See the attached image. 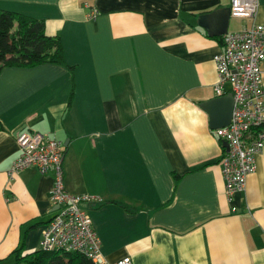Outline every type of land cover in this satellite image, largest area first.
Listing matches in <instances>:
<instances>
[{"label":"crops","instance_id":"obj_1","mask_svg":"<svg viewBox=\"0 0 264 264\" xmlns=\"http://www.w3.org/2000/svg\"><path fill=\"white\" fill-rule=\"evenodd\" d=\"M227 7L230 0H0V10L43 19L75 66L70 106L66 67L0 70V262L12 263L21 245L37 250L57 208L53 170L7 175L15 136L29 130L66 143V191L101 199L82 206L103 264H264V147L244 191L227 197L224 142L201 106L230 93L214 90L223 35L264 19V0L251 19L224 21Z\"/></svg>","mask_w":264,"mask_h":264},{"label":"built area","instance_id":"obj_2","mask_svg":"<svg viewBox=\"0 0 264 264\" xmlns=\"http://www.w3.org/2000/svg\"><path fill=\"white\" fill-rule=\"evenodd\" d=\"M257 8L258 0H230V13L234 18L251 19ZM95 16L96 11L90 12V18ZM221 44L222 48L212 58L217 72L215 91L220 94L224 85H228L234 105L229 124L212 132L229 146L220 157V164L225 194L231 197L244 191L247 175L255 170V156L264 147V19L228 32L223 35ZM15 140L18 153L7 171L8 177L29 167L36 168L41 174L54 172L50 200L57 208L42 230L40 248L74 251L92 264L105 263L91 217L82 206L101 199L66 191L62 141L29 130L18 132ZM128 262L126 257L109 264Z\"/></svg>","mask_w":264,"mask_h":264},{"label":"trees","instance_id":"obj_3","mask_svg":"<svg viewBox=\"0 0 264 264\" xmlns=\"http://www.w3.org/2000/svg\"><path fill=\"white\" fill-rule=\"evenodd\" d=\"M43 63L66 67L71 83L67 100L70 106L75 91V66L66 63L60 37L46 34L43 19L0 10V70L5 66L32 67ZM173 177L176 183L179 175ZM10 255H13L12 264H92L78 252L37 249L24 253L22 245Z\"/></svg>","mask_w":264,"mask_h":264},{"label":"water","instance_id":"obj_4","mask_svg":"<svg viewBox=\"0 0 264 264\" xmlns=\"http://www.w3.org/2000/svg\"><path fill=\"white\" fill-rule=\"evenodd\" d=\"M224 11H219L224 15V21L226 18H229L231 15L230 7L223 9ZM207 15L203 16V18H207ZM201 106L208 111L210 114V118L213 124L214 129L218 127H223L229 124L232 116L233 110V99L232 94L224 96H216L208 101H205L201 104ZM213 129V130H214ZM66 145V143H64ZM223 147L228 150V143L224 142Z\"/></svg>","mask_w":264,"mask_h":264},{"label":"bare ground","instance_id":"obj_5","mask_svg":"<svg viewBox=\"0 0 264 264\" xmlns=\"http://www.w3.org/2000/svg\"><path fill=\"white\" fill-rule=\"evenodd\" d=\"M90 12H92V11H90ZM90 12H89V14H90ZM89 14H88V17H89ZM90 18V17H89ZM240 30V29H239ZM235 31H237V30H235ZM231 32H233V31H231ZM228 33V32H227ZM227 33H225V34H227ZM224 34V35H225ZM217 82V81H216ZM215 85H216V83H215ZM215 85H214V90H215ZM225 87H226V85H224V87H223V90H222V92L220 93V94H217L216 93V91H215V93H216V95H221V94H223V92H224V90H225ZM229 92L231 93V91H230V88H229ZM232 94V93H231ZM232 99H233V95H232ZM233 105H234V102H233ZM224 127V126H223ZM218 128H221V127H218ZM217 129V128H216ZM228 149H229V146H228ZM226 151H228V150H226L225 149V152ZM95 235H96V233H95ZM96 237H97V239L100 241V239H99V237L96 235ZM38 249H41L40 248V246H39V248ZM66 252H74V251H66ZM124 258H126V257H124ZM123 258V259H124ZM128 259H129V262H128V264H131V260H130V257H127ZM122 260V259H121Z\"/></svg>","mask_w":264,"mask_h":264},{"label":"rangeland","instance_id":"obj_6","mask_svg":"<svg viewBox=\"0 0 264 264\" xmlns=\"http://www.w3.org/2000/svg\"><path fill=\"white\" fill-rule=\"evenodd\" d=\"M228 86V85H227ZM10 257H12V259H13V255H10ZM13 263V262H12ZM12 263H9V264H12ZM0 264H6L5 263V260H2L1 262H0Z\"/></svg>","mask_w":264,"mask_h":264}]
</instances>
